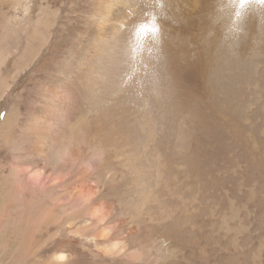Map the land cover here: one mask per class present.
Instances as JSON below:
<instances>
[{
  "label": "rangeland",
  "instance_id": "obj_1",
  "mask_svg": "<svg viewBox=\"0 0 264 264\" xmlns=\"http://www.w3.org/2000/svg\"><path fill=\"white\" fill-rule=\"evenodd\" d=\"M102 1L40 0L15 32L0 13V173L18 169L19 205L0 217V264H264V4L137 0L107 56L93 42ZM79 74L99 94L48 108L41 131H85L107 159L32 169L38 93ZM17 109L27 121L11 130Z\"/></svg>",
  "mask_w": 264,
  "mask_h": 264
},
{
  "label": "bare ground",
  "instance_id": "obj_2",
  "mask_svg": "<svg viewBox=\"0 0 264 264\" xmlns=\"http://www.w3.org/2000/svg\"><path fill=\"white\" fill-rule=\"evenodd\" d=\"M39 1L40 0H0V13L4 17L3 19H4V23H5L4 27H3V30H4V28L11 27L10 31L15 32L16 31V27H15L16 25L19 26L23 22L30 20L32 18V16L36 12L35 7H36L37 3H39ZM42 1H45V3L47 5L48 4H55V3L58 2V0H41V2ZM99 1H101V0H98V2ZM163 2L165 3L167 1H163ZM163 2H162V4H163ZM170 2H171V6H172L173 5L172 4V0ZM180 2H182V0ZM136 3H137V0H103L102 3L99 5V13L96 14V17H94L96 30L94 29L95 32H93V35H94L93 42L95 44H99L102 47H105V48L107 47L106 49L103 50L104 55L108 56V51H112V46H111V48H109V45H111V43H113V41L115 43V40L113 38H115L118 34H120V32L122 31L123 27L125 26L124 25V23L126 22L125 20L128 19L130 14H133L135 12ZM168 4H169V1H168ZM38 5H40V3ZM166 5H167V3H166ZM179 5H181V4H179ZM204 6H206V4ZM194 7H195V5H194ZM5 8H8V12L7 13L4 11ZM168 8H170V7H168ZM179 8H181V7H179ZM173 9L174 8H172V10ZM189 9H191V8H189ZM182 10L184 11V9H182ZM118 11L120 13L116 14V12H118ZM177 12H179V11H177ZM201 12H202V10H201ZM165 13H166V17H167V12H165ZM165 13H164V15H165ZM169 14H171V12ZM182 16H183V14H182ZM174 17L177 18L173 14V18ZM170 18H172V14H171ZM175 18L173 19L174 22H175ZM191 18H193V17H191ZM181 19H182V17H181ZM186 19L189 20L188 16L186 17ZM178 20H179V18L177 19V21ZM185 24L187 25V22ZM169 26H170V23H169ZM173 27H174V25H173ZM176 27H179V26H176ZM178 31L181 32V30H178ZM170 33H172V32L170 31ZM179 33H178V35L180 36ZM175 35H176L175 37H178L177 34H175ZM173 39H172V41H173ZM2 40H3V38L0 41L2 42ZM168 41L171 42L170 40H168ZM177 43H179V42H177ZM181 43H183V42L181 41ZM116 44L117 43H115V45ZM170 45H171V43H170ZM173 45H175V44H173ZM177 46H178V44H177ZM183 48H185V46ZM169 49H171V48H169ZM190 49H188V50L190 51ZM180 51H181V49H180ZM170 52H171V50H170ZM185 52H187V51L185 50ZM181 53L184 54L183 51ZM186 57H187V55H186ZM176 60H177V58H176ZM172 61L175 62V60H172ZM185 61H187V59ZM89 72L91 74L93 73V71H89ZM78 79H79L80 83H78L77 81H75V82L73 81L72 82L71 81V77L69 76L68 78H66L67 84L63 80H60V81H58L56 83L49 84V85H47L45 87L43 86L42 91H40L38 93L39 102H41L43 104V106L40 107V113L37 114L38 116H36V117L34 116L35 117V118H33L34 119V121H33L34 124L31 125L32 124L31 123V124L25 125L26 129H28L29 131H35V133H36L35 134L36 138L34 139V141L32 143V146H31V151L32 152L29 153V157H28L29 158V163L28 164H30L32 169H34V168L36 169V168L42 167L44 169L48 168L49 170L54 172V170L55 171L57 170L56 167L59 166V162H60L61 158L65 157V156L69 157V161L73 160V161H71L68 164L63 166V167H65V169H64L65 171L72 169L74 167V162L78 163V161L79 162H83V161H86V160L89 162V160H90L89 158H91L92 155H96V156L102 157L101 160H100V164L103 163L104 161H106V159H107L106 158V156H107L106 153L103 150H101V146L96 145L95 142H92L90 139H88L87 132H85V131H83V135L80 132L78 133V132L74 131L72 134H70L69 138L66 141H65V139L67 138L68 131L71 130L70 129L71 127L67 128L65 126H59V127L56 126V128H59V129H56V132H57V134H56L57 136L56 137H52L50 134H45V133H43L41 131V129L43 128L41 126H44V125H40V124H42L40 122L47 115H51L50 113H52V111L49 110L50 108H52V109H54L56 111L62 109V110H64V112H71L69 110V106H71V110L74 111V110H78V108L82 105L81 95L83 94V92H87V93L90 92V94H94V95L99 94V92H100L99 90L100 89L97 88V84H94V85L90 84V86L81 84V82H82L81 74H79ZM86 80L89 81L88 78H86ZM67 85L72 90V92L68 89ZM53 115H54V112H53ZM65 117H66V115H65ZM6 118H7V121L9 122V124L6 122ZM21 120L22 121H27L25 118L21 117L20 113H18V109L15 110V111L11 110L5 116L3 124H4V126L6 124L12 130L14 125H17V127L18 126H20V127L24 126L23 125L24 123H22ZM13 123H14V125H13ZM37 127H39V128H37ZM72 158H74V159H72ZM76 160H78V161H76ZM17 163H18V158H17ZM100 164H98V165L102 166V164L101 165ZM59 167L62 168V166H59ZM11 170H12L11 167H8V168L5 169V171L0 173V217L2 216V220H7L9 222L10 221H14L16 219H19V218H16V217H12V212L15 211L18 208L19 205L9 204L10 202L9 203L7 202V200H9L8 196H9V198L11 196L14 197V191L15 190H17V194H18V187H17L18 185L16 184L18 182L14 183V181H11V179L13 180L18 175V169L16 170V174L14 176L11 173L6 174L7 171H11ZM74 172H76V170L73 171V174L75 175ZM97 173L95 172L93 174V177H94V181L93 182L99 181L96 178L97 177ZM7 175H11L10 183L6 179ZM67 178H68V175L65 177V179H67ZM57 183L58 182L55 181L53 188L58 187ZM80 188H85V187H80ZM19 190H20L19 198L26 199L28 194H26L25 189L22 188V189H19ZM11 191H13V193H11ZM28 192H29V194L30 193L34 194L33 190H28ZM81 193L82 192L80 190H76V191H74L72 193V197H76L77 195H79ZM15 197H16V195H15ZM30 197H31V195H30ZM112 209H113V207H108L109 211L112 210ZM110 214H112V213L110 212ZM91 215L95 216V213L92 212ZM116 246L117 245H113L110 248H113V247H116Z\"/></svg>",
  "mask_w": 264,
  "mask_h": 264
},
{
  "label": "snow or ice",
  "instance_id": "obj_3",
  "mask_svg": "<svg viewBox=\"0 0 264 264\" xmlns=\"http://www.w3.org/2000/svg\"><path fill=\"white\" fill-rule=\"evenodd\" d=\"M248 3H249V0H239V7L240 8H243ZM259 3L264 4V0H259ZM237 15H239V12L237 13ZM141 27L143 28L144 26H141ZM152 31L153 32H156V31H158V29H156L155 27H153L152 28Z\"/></svg>",
  "mask_w": 264,
  "mask_h": 264
}]
</instances>
